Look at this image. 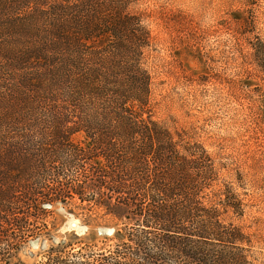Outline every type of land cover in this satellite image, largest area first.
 I'll return each mask as SVG.
<instances>
[{"label":"trees","instance_id":"16d2710c","mask_svg":"<svg viewBox=\"0 0 264 264\" xmlns=\"http://www.w3.org/2000/svg\"><path fill=\"white\" fill-rule=\"evenodd\" d=\"M133 2L0 0V264L72 201L124 236L97 252L50 247L41 264H252L226 221L242 202L212 191L209 152L153 117L151 36ZM253 56L264 73V41Z\"/></svg>","mask_w":264,"mask_h":264},{"label":"rangeland","instance_id":"374dc122","mask_svg":"<svg viewBox=\"0 0 264 264\" xmlns=\"http://www.w3.org/2000/svg\"><path fill=\"white\" fill-rule=\"evenodd\" d=\"M130 11L151 36L153 117L209 152L212 191L227 185L242 202V215L226 221L250 239L252 264H264V73L253 56L264 41V0H134ZM46 222L48 232L22 243L10 264H41L57 246L97 252L124 236L120 220L78 201L54 204Z\"/></svg>","mask_w":264,"mask_h":264}]
</instances>
